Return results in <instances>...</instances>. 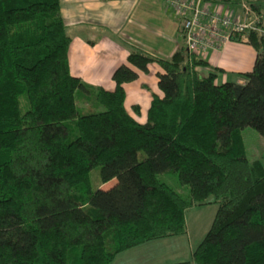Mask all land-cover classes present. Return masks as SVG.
<instances>
[{
    "label": "trees",
    "instance_id": "trees-1",
    "mask_svg": "<svg viewBox=\"0 0 264 264\" xmlns=\"http://www.w3.org/2000/svg\"><path fill=\"white\" fill-rule=\"evenodd\" d=\"M247 37L257 57L243 82L200 75L206 61L183 37L170 58L130 47L109 90L72 74L60 0H0V264H111L186 233L187 211L211 196L218 210L192 259L169 264H264V162L241 133L264 136V35ZM154 62L163 95L142 123L125 83ZM78 98L104 109L80 113ZM95 166L109 187L92 189ZM166 171L188 198L159 179Z\"/></svg>",
    "mask_w": 264,
    "mask_h": 264
},
{
    "label": "crops",
    "instance_id": "crops-1",
    "mask_svg": "<svg viewBox=\"0 0 264 264\" xmlns=\"http://www.w3.org/2000/svg\"><path fill=\"white\" fill-rule=\"evenodd\" d=\"M67 31L72 37L69 47L70 69L86 83L112 90L116 84L113 73L127 63L130 47H138L154 56L170 58L182 43V14L167 0H60ZM223 11L240 10L237 0H205ZM259 12L264 0H259ZM258 12V11H257ZM264 27V19L262 22ZM206 65L198 66L200 75L215 68L223 72L216 81L243 82L239 74L251 71L257 50L248 39L229 40L219 49L198 55ZM156 62L149 72H140L138 79L125 83L128 111L140 122L147 120L153 94L163 95ZM139 106V112L134 106Z\"/></svg>",
    "mask_w": 264,
    "mask_h": 264
},
{
    "label": "rangeland",
    "instance_id": "rangeland-1",
    "mask_svg": "<svg viewBox=\"0 0 264 264\" xmlns=\"http://www.w3.org/2000/svg\"><path fill=\"white\" fill-rule=\"evenodd\" d=\"M89 104V107H87L83 99L78 98L80 113H85L86 110L98 111L104 109L99 103L90 102ZM69 123L73 124V119L69 120ZM241 133L243 135L247 157L251 161L262 159L264 162V136L251 126H246ZM76 134L77 130L72 131L73 136ZM159 179L180 192L184 197H189V186L183 185L180 182L176 172L166 171L161 173L159 174ZM90 180L94 191L100 189L102 186L109 187L111 185L110 182H102L101 166H95L90 171ZM213 200L214 197L211 196L208 203L195 205L187 211L186 233L174 237L152 240L128 249L118 254L111 264H169L176 261L191 260L193 251L209 231L218 210V203H215Z\"/></svg>",
    "mask_w": 264,
    "mask_h": 264
},
{
    "label": "built area",
    "instance_id": "built-area-1",
    "mask_svg": "<svg viewBox=\"0 0 264 264\" xmlns=\"http://www.w3.org/2000/svg\"><path fill=\"white\" fill-rule=\"evenodd\" d=\"M237 1L239 11H223L205 0H167L182 14L181 30L189 53L199 55L219 49L236 34L248 39L249 30L264 35V11L258 13L245 0Z\"/></svg>",
    "mask_w": 264,
    "mask_h": 264
}]
</instances>
